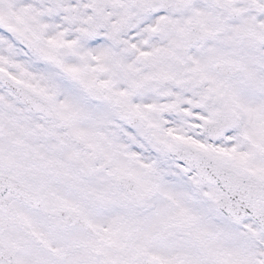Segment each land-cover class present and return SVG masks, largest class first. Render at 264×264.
<instances>
[{
  "label": "snow or ice",
  "instance_id": "1",
  "mask_svg": "<svg viewBox=\"0 0 264 264\" xmlns=\"http://www.w3.org/2000/svg\"><path fill=\"white\" fill-rule=\"evenodd\" d=\"M0 264H264V0H0Z\"/></svg>",
  "mask_w": 264,
  "mask_h": 264
}]
</instances>
